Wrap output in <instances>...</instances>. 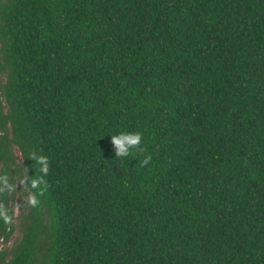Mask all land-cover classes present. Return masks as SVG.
<instances>
[{
  "label": "trees",
  "instance_id": "16d2710c",
  "mask_svg": "<svg viewBox=\"0 0 264 264\" xmlns=\"http://www.w3.org/2000/svg\"><path fill=\"white\" fill-rule=\"evenodd\" d=\"M41 175L0 264H264V0H0V240Z\"/></svg>",
  "mask_w": 264,
  "mask_h": 264
},
{
  "label": "clouds",
  "instance_id": "9594fccd",
  "mask_svg": "<svg viewBox=\"0 0 264 264\" xmlns=\"http://www.w3.org/2000/svg\"><path fill=\"white\" fill-rule=\"evenodd\" d=\"M109 135L111 138V143L114 145L115 155L118 156L128 155L130 149L141 144L142 134L140 132L121 131L116 134ZM33 159L35 163L39 165L40 172L47 174L48 158L44 155L33 154ZM144 163H147V159H145ZM0 181L6 183L7 178L0 177ZM29 183L34 189H36V191L28 193L26 199L31 205L37 206L40 203L39 195L44 192L45 183L43 182V176H35L29 180ZM0 219H3L5 222L11 219L8 209L0 207Z\"/></svg>",
  "mask_w": 264,
  "mask_h": 264
},
{
  "label": "rangeland",
  "instance_id": "374dc122",
  "mask_svg": "<svg viewBox=\"0 0 264 264\" xmlns=\"http://www.w3.org/2000/svg\"><path fill=\"white\" fill-rule=\"evenodd\" d=\"M2 80L3 79H1V81ZM13 150H14L16 162L21 163L22 159L20 153L17 151L15 147H13ZM23 182H24L23 178H19V179L17 178L15 187L13 189L14 196H13L12 205L14 208V219H13L14 231L7 242L0 240V249L9 248L13 246V244L17 243L22 237L23 228L25 227L26 222L29 221L28 212L31 211V204L28 203L26 197L30 192L24 186ZM40 216L41 217L39 218V223L44 224L45 212L42 211ZM40 238L43 239L42 233H40ZM40 253H42V250L40 251Z\"/></svg>",
  "mask_w": 264,
  "mask_h": 264
}]
</instances>
